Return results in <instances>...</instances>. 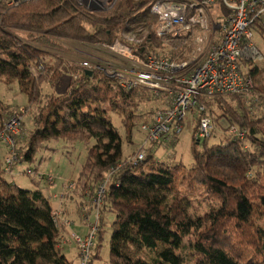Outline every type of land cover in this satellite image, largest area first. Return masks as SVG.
<instances>
[{"label": "trees", "instance_id": "16d2710c", "mask_svg": "<svg viewBox=\"0 0 264 264\" xmlns=\"http://www.w3.org/2000/svg\"><path fill=\"white\" fill-rule=\"evenodd\" d=\"M152 1L129 0L125 4L117 0L107 10L91 11L77 0H35L15 7L0 0V82H16L33 111L32 129L17 160L36 163V171L44 160L36 155L49 150L51 142L86 145L78 175L79 192L105 181L87 264L101 257L106 214L114 216L108 264H264L263 53L261 63L247 66L252 80L247 91L200 100L208 111L217 107L229 126L241 129L243 138L226 132L224 144L208 146L211 134L198 138L197 119L189 166L151 162L150 146L142 160L132 163L122 158L123 141L130 140L132 128L142 119L137 106L148 99L145 88H112L115 81L97 70H90L89 76L86 69L70 68L74 75L65 91L41 98V84L54 91L65 62L46 61L40 50L25 41L65 52L58 39L111 46L122 33L142 38L146 32L144 50H135L141 58L160 54L170 61L186 60L184 48L190 36L156 37ZM250 27L264 41V15ZM227 98L238 106L231 108ZM257 102L262 106L257 116L247 114L243 106ZM111 115L119 116L124 138ZM2 118L0 107V131ZM6 173L0 160V264H70L58 249L62 232L39 187L40 180L30 177L33 189L25 190L14 179H5ZM22 175L27 177L25 171ZM89 192L93 198V191ZM92 198L88 203L95 209L96 198ZM144 249L153 256L149 262L139 256Z\"/></svg>", "mask_w": 264, "mask_h": 264}, {"label": "built area", "instance_id": "2783aa9c", "mask_svg": "<svg viewBox=\"0 0 264 264\" xmlns=\"http://www.w3.org/2000/svg\"><path fill=\"white\" fill-rule=\"evenodd\" d=\"M7 1L8 6L15 7L18 3L35 0ZM82 1L77 0L80 6H83ZM88 2L91 9L100 7L102 11L110 8L99 0ZM150 11L157 19L154 29L156 37L184 39L190 36L184 48L186 60L170 61L160 54H147L141 58L135 50H144V33L142 38L136 37V34L122 33L113 45L100 46L114 52L121 65H101L91 60L84 61L83 64L85 67H96L91 70H104L116 78L123 89L144 87L158 98L164 96L169 104L167 111L158 112L151 122L140 126L143 135L141 144L145 147L140 152L143 153L152 143L164 138H169L172 142V138L180 133L178 122L186 113L194 110L198 114L206 112V107L200 100L210 101L247 91L252 86V80L246 73L247 66L263 61L254 41L253 35L256 33L250 26L263 17L264 0H153ZM212 15L222 25L220 37L213 44L209 38L213 31ZM245 50H253L256 54L242 58ZM20 110L23 111V108ZM13 121L14 119L9 121L8 126ZM228 133L239 138L244 136L243 132L235 133L233 130ZM210 134V120L202 118L198 124L197 136L203 139ZM143 158L144 155L138 156V160ZM11 168L5 162L8 172ZM28 173L34 174L37 179L42 175L33 169H29ZM73 238L79 249L80 264H87L94 235L87 236L83 241L75 235Z\"/></svg>", "mask_w": 264, "mask_h": 264}, {"label": "rangeland", "instance_id": "374dc122", "mask_svg": "<svg viewBox=\"0 0 264 264\" xmlns=\"http://www.w3.org/2000/svg\"><path fill=\"white\" fill-rule=\"evenodd\" d=\"M99 1L105 2L108 7H111L117 0ZM121 1H125L126 4V2L129 0ZM212 16L214 20L213 31L209 38L213 44L220 37L222 25L218 22L214 15ZM217 16H219V12L217 13ZM146 35L147 33L144 32V36ZM253 37L259 48V51L264 54V41L260 39L257 34L253 35ZM20 38L25 40L27 36ZM28 42L29 43L25 41L26 44L40 50L42 54H44V56L47 58L46 61L51 63L54 62L53 60L62 59L65 62L61 68V79L54 91H52L46 83L41 84V98L46 93L50 94L53 92L55 95H60L65 91L66 87L69 85V81L74 75L70 68H76L77 70L86 69L87 71L96 68L93 65L85 67L83 65L84 61H97L101 65L102 63H109L113 64L114 66L121 65L114 52L104 49L100 46H88L85 44L71 42L69 40L58 39L57 42L61 46H64L63 48H65V52H61L48 48L37 47L30 41ZM143 42H145V40H143ZM39 68H42V65H40ZM102 73L105 77L115 81L112 83V88H121L120 83L116 78L110 76L104 70ZM122 90L127 91L129 89ZM251 91L252 90H250V92ZM146 92L148 94V99L143 102H138L137 106V114L142 116L141 122L132 128L130 140L127 142L123 141L122 144V158L126 161H132V163H134L133 160H138L139 155H144V157L146 156L145 153L140 152L145 148L141 144L143 137L140 131L141 124L143 125L144 123L151 122L155 114L158 112L165 113L169 107L168 103L165 102L162 97L158 98L147 89ZM250 92H248V96L251 94ZM241 97L242 96H240V98ZM251 98L254 100L253 96H251ZM27 103V96L20 93L18 84L16 82L10 85H4L0 82V107L3 112L1 128L5 129L4 134L9 136V138L13 136L11 150L15 154L14 158H16V163H14V166L10 169L9 173L5 174V179L9 180L12 174L14 176L15 183L19 187L25 190H32L33 184L29 178L35 176L34 174H29L28 170L35 168L36 163L30 164L29 162H20L17 160V158L21 157V153H23L25 149L26 135L32 129L31 122L33 111L32 109H29ZM227 104L233 106L231 108H236L238 106L236 101L232 100V98H227ZM243 107L246 113L248 111L249 114L254 116H257L259 111L262 109V106L259 102L254 105L248 104V107H245L244 105ZM21 108H23V111L20 110ZM26 108H28L27 112L25 110ZM208 113H210V116ZM198 115L199 114L197 110H194L191 113H186V116L179 120L180 124L178 125V128L180 133L176 137L174 144H172L169 138H160L162 140L152 143L150 145V149L148 150L150 161L153 163L160 161L167 165H191L193 160L190 154V147L197 119L198 124L202 118H207L210 120L211 136L208 139V146L224 144L226 140L223 135L226 132L228 133L232 130L235 133L242 132L241 129L233 127L232 125L229 126L225 119L221 117L220 110L215 106L212 107L211 111L206 110V112H204L202 115ZM118 117L111 115L110 119L120 133L121 137L124 138V129L122 128L120 119ZM12 119H14V121L10 126H8L7 123ZM160 122H162L161 119ZM12 131L14 133H12ZM157 143H159V145ZM198 147L201 149V145ZM12 152H10V150L7 151L6 142L1 143L0 160H2L5 164V161L8 162L7 157L12 156ZM85 155L86 145L83 142L75 143L73 146H68L62 140L51 142L49 144V150H42L36 155V159H39L40 157L44 158V160L41 162V166L36 170L37 174L45 173L56 177L54 187H50L48 185L47 179L41 180L39 187L43 190L49 205L55 211L57 217L59 216V222L57 226L62 232L60 239V251L70 264H80L78 256L79 249L78 246H76V240L73 238V235L77 236L81 241H83L87 236L93 237V235L95 236L96 234L98 207L102 202V196L105 188L104 181L92 189L90 188L86 189L85 191L83 190L81 193L79 192L78 175L81 171ZM136 156L137 158L134 159ZM24 171L26 172L27 177L22 175ZM89 191H93V198L91 197ZM53 196L56 200L53 198ZM91 198H96L95 209L91 204L88 203ZM196 204L197 203L194 201L193 206H196ZM113 221L114 216L112 214H106V231L102 244L101 257L100 259L95 260L92 264H108L109 240L112 233L111 224ZM139 256L146 262H149L150 258L153 257L150 251L146 249L140 252Z\"/></svg>", "mask_w": 264, "mask_h": 264}, {"label": "bare ground", "instance_id": "6f19581e", "mask_svg": "<svg viewBox=\"0 0 264 264\" xmlns=\"http://www.w3.org/2000/svg\"><path fill=\"white\" fill-rule=\"evenodd\" d=\"M242 47V44L240 45V48ZM256 53L253 51V50H245L243 53H242V58H248V57H252V56H254ZM241 63V60H239V62H238V64H240ZM242 94V93H241ZM241 94H238V95H241ZM27 105H28V107L30 108L31 107V104H29V103H27ZM26 110V112L28 111V108H26L25 109ZM3 131H5V129L3 130H1V132H0V145H1V143H3V142H6V147H7V151L8 150H10V152H12V150H11V148H12V145H11V143L13 142V140H12V138H13V136H11L10 138H9V136H7V135H5L4 133H2ZM21 155H22V153H21ZM15 157V154H14V152H12V156H8L7 157V160H8V162H9V164L12 166V168H13V166H14V163H16V158H14ZM6 162V161H5ZM20 164V163H19ZM40 181L41 180H44V179H47V181H48V185L50 186V187H54L55 186V180H56V177L55 176H53V175H51V174H45V173H43L39 178H38ZM53 198H54V196H53ZM55 199V198H54ZM56 200V199H55Z\"/></svg>", "mask_w": 264, "mask_h": 264}, {"label": "water", "instance_id": "95a60500", "mask_svg": "<svg viewBox=\"0 0 264 264\" xmlns=\"http://www.w3.org/2000/svg\"><path fill=\"white\" fill-rule=\"evenodd\" d=\"M82 4H83V6H84L85 8H88V9H90L91 11H100V7H96V9H91V8L89 7V2H88V0H83V1H82ZM88 75L91 76V75H92V72L89 71V72H88Z\"/></svg>", "mask_w": 264, "mask_h": 264}, {"label": "crops", "instance_id": "0c3cea01", "mask_svg": "<svg viewBox=\"0 0 264 264\" xmlns=\"http://www.w3.org/2000/svg\"><path fill=\"white\" fill-rule=\"evenodd\" d=\"M159 145V143H157ZM14 179V176L11 174V177L9 179ZM43 191V190H42ZM57 221L59 222V216L57 217ZM61 250V249H60Z\"/></svg>", "mask_w": 264, "mask_h": 264}, {"label": "clouds", "instance_id": "9594fccd", "mask_svg": "<svg viewBox=\"0 0 264 264\" xmlns=\"http://www.w3.org/2000/svg\"><path fill=\"white\" fill-rule=\"evenodd\" d=\"M55 215H56V218H57V214L55 213ZM60 246V245H59ZM61 249V246H60V248H59V250Z\"/></svg>", "mask_w": 264, "mask_h": 264}, {"label": "flooded vegetation", "instance_id": "af4514ba", "mask_svg": "<svg viewBox=\"0 0 264 264\" xmlns=\"http://www.w3.org/2000/svg\"><path fill=\"white\" fill-rule=\"evenodd\" d=\"M98 72L102 73L100 69L97 70Z\"/></svg>", "mask_w": 264, "mask_h": 264}]
</instances>
